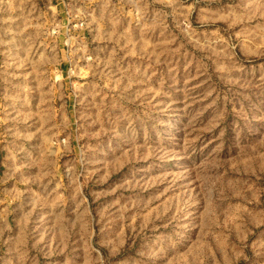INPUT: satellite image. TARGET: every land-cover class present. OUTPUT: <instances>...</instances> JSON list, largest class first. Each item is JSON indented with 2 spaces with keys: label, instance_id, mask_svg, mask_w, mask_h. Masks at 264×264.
Masks as SVG:
<instances>
[{
  "label": "rangeland",
  "instance_id": "1",
  "mask_svg": "<svg viewBox=\"0 0 264 264\" xmlns=\"http://www.w3.org/2000/svg\"><path fill=\"white\" fill-rule=\"evenodd\" d=\"M0 264H264V0H0Z\"/></svg>",
  "mask_w": 264,
  "mask_h": 264
},
{
  "label": "built area",
  "instance_id": "2",
  "mask_svg": "<svg viewBox=\"0 0 264 264\" xmlns=\"http://www.w3.org/2000/svg\"><path fill=\"white\" fill-rule=\"evenodd\" d=\"M62 1H66V0H62ZM69 1V0H67ZM70 9L67 8V11H66V14H67V17H66V20H65V25H61L59 22V24L57 22H55V24L52 25V27L50 28V31L51 33H57V32H60V29L64 32H70L71 30H75L76 28H79L78 27V24H76L74 22V19L71 20V15L69 14V11ZM73 21V22H72ZM81 25V24H80ZM65 46L69 47L70 46V43H69V40L67 39L65 42Z\"/></svg>",
  "mask_w": 264,
  "mask_h": 264
}]
</instances>
